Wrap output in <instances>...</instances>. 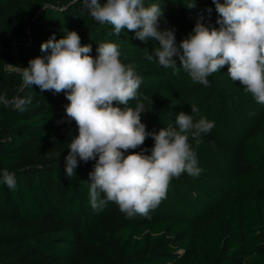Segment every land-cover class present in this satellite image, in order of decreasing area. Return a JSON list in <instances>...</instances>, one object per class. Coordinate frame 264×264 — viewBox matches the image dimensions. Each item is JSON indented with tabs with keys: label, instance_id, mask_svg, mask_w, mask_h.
I'll list each match as a JSON object with an SVG mask.
<instances>
[{
	"label": "trees",
	"instance_id": "16d2710c",
	"mask_svg": "<svg viewBox=\"0 0 264 264\" xmlns=\"http://www.w3.org/2000/svg\"><path fill=\"white\" fill-rule=\"evenodd\" d=\"M144 3L161 6L159 27L174 29L177 44L197 21L219 27L212 0H195L192 8L188 0ZM66 29L92 46L93 57L100 43L112 42L120 60L135 65L146 131L175 126L180 112L214 122L199 144L189 135L201 174L174 177L147 216L128 218L114 203L91 208L87 181L95 161H81L72 178L65 172L68 143L78 134L66 118L69 101L22 81L20 69L47 54L41 44ZM113 33L80 0H0V173L16 179L14 190L0 179V264H264V105L230 79L227 66L204 86L178 59L175 69L160 66L158 42L127 29ZM153 145L149 137L141 147Z\"/></svg>",
	"mask_w": 264,
	"mask_h": 264
},
{
	"label": "clouds",
	"instance_id": "9594fccd",
	"mask_svg": "<svg viewBox=\"0 0 264 264\" xmlns=\"http://www.w3.org/2000/svg\"><path fill=\"white\" fill-rule=\"evenodd\" d=\"M80 2L95 21L111 25L113 34L119 36L127 29L142 42H158L154 55L163 68L175 69L178 59L193 82L209 86L208 77L227 66L230 79L264 105V0H212L219 27L197 21L179 44L174 29H160L164 11L158 4L145 6L144 0ZM187 6L195 7V0H188ZM40 47L47 54L31 59L19 74L25 86L63 92L69 101L66 118L75 121L78 134L68 143L65 172L72 178L81 161H95L87 181L94 211L114 203L128 218L147 216L166 198L174 177L201 174L189 135L199 144L201 134L209 133L214 122L180 112L175 126L146 131L141 122L145 107L137 99L142 77L135 65L120 60L117 44L100 43L93 57L92 46L82 45L79 34L66 29L62 38L57 40L53 34ZM145 59L153 60L147 50ZM133 100L135 107L129 106ZM190 107L198 113L194 104ZM149 137L154 141L150 150L141 147ZM137 148L141 150L133 151ZM0 179L15 189L14 173L5 169Z\"/></svg>",
	"mask_w": 264,
	"mask_h": 264
}]
</instances>
